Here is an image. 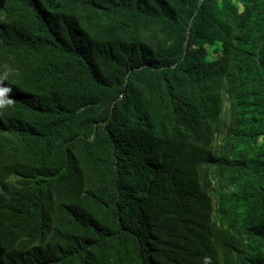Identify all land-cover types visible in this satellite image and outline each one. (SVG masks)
<instances>
[{
  "label": "trees",
  "instance_id": "1",
  "mask_svg": "<svg viewBox=\"0 0 264 264\" xmlns=\"http://www.w3.org/2000/svg\"><path fill=\"white\" fill-rule=\"evenodd\" d=\"M0 264H264V0H0Z\"/></svg>",
  "mask_w": 264,
  "mask_h": 264
},
{
  "label": "clouds",
  "instance_id": "2",
  "mask_svg": "<svg viewBox=\"0 0 264 264\" xmlns=\"http://www.w3.org/2000/svg\"><path fill=\"white\" fill-rule=\"evenodd\" d=\"M4 71L0 74V115L3 114V110L10 107H14L16 101L12 98L13 89L5 84V81L8 80L10 69L7 65H4ZM204 264H212L210 257L204 258Z\"/></svg>",
  "mask_w": 264,
  "mask_h": 264
}]
</instances>
